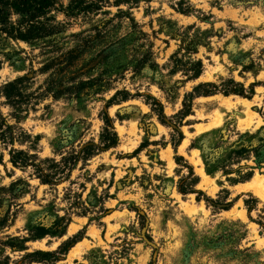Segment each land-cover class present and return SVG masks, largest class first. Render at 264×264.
Returning <instances> with one entry per match:
<instances>
[{"label": "rangeland", "instance_id": "rangeland-1", "mask_svg": "<svg viewBox=\"0 0 264 264\" xmlns=\"http://www.w3.org/2000/svg\"><path fill=\"white\" fill-rule=\"evenodd\" d=\"M10 21L0 24V264H264V200L237 187L264 185V0H53L34 21L46 35L30 40L9 30H27L25 18ZM231 79L254 83L253 96L194 94L180 113L196 85ZM106 114L118 144L56 171L63 155L100 145ZM188 164L199 181L184 194ZM64 215V235L24 240Z\"/></svg>", "mask_w": 264, "mask_h": 264}, {"label": "trees", "instance_id": "trees-1", "mask_svg": "<svg viewBox=\"0 0 264 264\" xmlns=\"http://www.w3.org/2000/svg\"><path fill=\"white\" fill-rule=\"evenodd\" d=\"M53 5V0H0V24H8L10 23V15L12 12L17 13L21 15L25 20L30 24V26L27 28V30L22 31L18 29L17 31H14L13 29H9V27L5 26L4 30H11V34L15 36L16 38H21L24 40H30L42 35H46V30L43 27H39L38 25H34V21L37 20L42 14L46 12V10ZM186 12V11H182ZM12 28V26H11ZM9 32V31H8ZM200 75V71H195L192 74V78L197 79ZM230 83L232 84L230 87H224L223 89H220L219 86L214 83V82H201L198 85H196L193 89V93H187L185 95L184 101H183V108L180 110V113L184 116H187L191 112V101L194 98V94L199 95H213L218 92H222L224 95H230L231 93L233 94H238L243 97H249L251 98L254 94V83H250L248 88L244 86L243 83L239 81H235L234 79L230 80ZM203 89V90H202ZM202 90V91H200ZM187 99H190L189 102L190 104H187ZM154 105L158 106L157 111H158V117L159 120L162 123H166V117L163 114V106L160 103V101H157L155 99ZM105 121V128L103 132L101 133L100 136V145H96L95 143L91 142L82 147L79 151H75L72 153L70 156H62V161H64V165L58 164L57 162L54 163L53 167L56 168V171H63L64 168H66L67 164H69V167L67 168L68 171H70L77 161V159H80V157L87 158L88 156L92 155L95 150H104L108 149L110 147H113L118 144L119 137L118 133L114 129V126L112 125V120L108 115L104 117ZM175 131L178 134V140L173 144V147L175 151L177 152V147L180 144V142L183 139V133L179 130L178 126L174 127ZM145 146L144 143H142L137 149L134 150V152H138L142 147ZM82 155V156H81ZM180 158L177 157L176 160ZM182 158V157H181ZM48 160V159H47ZM23 164L20 165H26L27 161L24 159L22 160ZM11 162L13 165L17 166L19 164V159L17 156L14 154L11 155ZM189 169V174L191 176H195V179H193V186L191 189L185 188L183 185L179 186V191L182 193L186 194L190 192L195 191L196 189L194 186L198 183L199 181V176L195 174L192 165L188 164L187 165ZM64 172V171H63ZM41 181L43 183H48V184H54V176L52 173L46 172L40 173ZM213 201L212 199H209ZM80 204V202H79ZM228 206V205H227ZM249 209L250 206L248 207ZM62 223L61 224H54L53 227H45L43 225L36 227L33 229L32 234L29 235L28 238L25 237L24 240L27 239H36L39 237L44 236L45 234H51V235H64L66 233V228L69 222V218H65L64 216L60 217ZM79 235L75 234L72 237H69L67 241H65L63 244L59 245L57 250H67L68 247L72 244L78 241ZM24 248V246H21ZM56 250V251H57ZM36 252L38 253H45V254H52L54 251H42V250H37Z\"/></svg>", "mask_w": 264, "mask_h": 264}, {"label": "bare ground", "instance_id": "bare-ground-1", "mask_svg": "<svg viewBox=\"0 0 264 264\" xmlns=\"http://www.w3.org/2000/svg\"><path fill=\"white\" fill-rule=\"evenodd\" d=\"M225 97L228 98L229 96H225ZM240 99H241V101L243 103H246L247 102V99L246 98L240 97ZM259 180L256 179V178H252V179L246 180L243 183H238L237 184V187H238V189H242V191L243 190L251 191L254 195H256L260 199H263L264 200V185ZM76 227H77L76 225H74L73 223H71L69 225V227H68V232H74L77 229ZM39 243L41 245H44V240L39 241Z\"/></svg>", "mask_w": 264, "mask_h": 264}, {"label": "crops", "instance_id": "crops-1", "mask_svg": "<svg viewBox=\"0 0 264 264\" xmlns=\"http://www.w3.org/2000/svg\"><path fill=\"white\" fill-rule=\"evenodd\" d=\"M241 183H243V182H241Z\"/></svg>", "mask_w": 264, "mask_h": 264}, {"label": "water", "instance_id": "water-1", "mask_svg": "<svg viewBox=\"0 0 264 264\" xmlns=\"http://www.w3.org/2000/svg\"><path fill=\"white\" fill-rule=\"evenodd\" d=\"M175 127V126H174Z\"/></svg>", "mask_w": 264, "mask_h": 264}]
</instances>
